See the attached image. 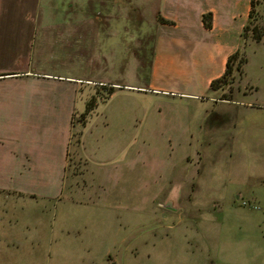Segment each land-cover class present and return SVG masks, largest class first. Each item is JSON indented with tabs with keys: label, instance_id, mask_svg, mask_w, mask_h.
Here are the masks:
<instances>
[{
	"label": "rangeland",
	"instance_id": "374dc122",
	"mask_svg": "<svg viewBox=\"0 0 264 264\" xmlns=\"http://www.w3.org/2000/svg\"><path fill=\"white\" fill-rule=\"evenodd\" d=\"M126 7L127 17L140 19ZM251 14L232 89L199 98L113 87H151L148 38L144 45L126 39V65L116 77L95 71L108 44L110 56L117 45L122 54L120 37L89 46L84 39L76 57L0 58V68L110 81L79 82L83 105L72 122L67 189L62 207L46 206L48 230L33 229L37 214L14 211L0 193V264H264V0H252ZM33 46L38 52L39 42ZM118 63L110 58L111 70ZM19 117L10 99H0V133ZM87 168L118 179L90 186ZM21 219L30 222L26 230Z\"/></svg>",
	"mask_w": 264,
	"mask_h": 264
},
{
	"label": "crops",
	"instance_id": "0c3cea01",
	"mask_svg": "<svg viewBox=\"0 0 264 264\" xmlns=\"http://www.w3.org/2000/svg\"><path fill=\"white\" fill-rule=\"evenodd\" d=\"M127 4L141 14L139 20L127 17ZM251 10L252 0H0V58L25 61L33 55H38V60H57L66 54L76 57L77 46L84 39L89 46L99 44L101 39L110 42L120 37L122 54L117 45L113 46L116 55L110 56L108 44L102 68L95 71L98 76L116 77L126 65V39L142 40L140 45H144L148 38L152 45L151 87L120 83L113 87L199 98L208 95L212 82L226 74ZM207 15L210 18L205 20ZM206 23L211 27L207 28ZM35 41L40 44L38 52L33 46ZM52 45L57 46L56 51ZM91 57L92 52L88 59ZM110 58L119 62L114 70ZM79 82L110 81H82L63 72L21 67L0 68V99H10L20 111L10 131L0 133V193L13 203L14 211L20 206L21 214L26 209L37 214L34 219L38 223L31 221L33 229L43 225L42 229L48 230L43 216L47 215V204L55 202L62 207L72 122L82 104ZM85 140L84 133L81 156L88 167L90 154ZM116 179L118 174L108 170L101 177L88 168L83 174L84 183L93 187L96 180L103 187L106 181ZM20 222L22 230L30 226L26 219Z\"/></svg>",
	"mask_w": 264,
	"mask_h": 264
},
{
	"label": "trees",
	"instance_id": "16d2710c",
	"mask_svg": "<svg viewBox=\"0 0 264 264\" xmlns=\"http://www.w3.org/2000/svg\"><path fill=\"white\" fill-rule=\"evenodd\" d=\"M206 18L207 19L210 18V15L205 16V20ZM206 26L207 28L211 27L210 23H206ZM243 37H244V34H243ZM240 54L241 52L239 50L229 58L226 74L220 79H217L214 82H212L211 92H218L219 90L226 89V88L232 89V78H231L233 75L232 66H233V63H235L239 59ZM240 66H239V69H240ZM224 100H227V99L224 98Z\"/></svg>",
	"mask_w": 264,
	"mask_h": 264
}]
</instances>
